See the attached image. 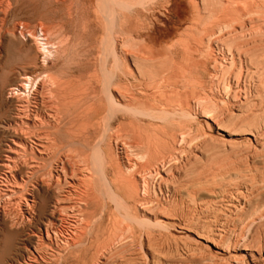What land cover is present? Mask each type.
Here are the masks:
<instances>
[{"label":"rangeland","instance_id":"1","mask_svg":"<svg viewBox=\"0 0 264 264\" xmlns=\"http://www.w3.org/2000/svg\"><path fill=\"white\" fill-rule=\"evenodd\" d=\"M8 1H10V0H8ZM8 1L4 0L3 2L0 3V21H1L0 22V31H1L0 35H2V36H0V47L4 43V45L0 48V49H2L0 51V65H1L0 66V70H1L0 71V102L2 101L0 103V107H1L0 108L1 109L0 110V117H1V119H2V117H4V115H2V113H5L8 110V109L6 110V108H9V109L11 108L10 101L12 100V98L9 97V90L8 89H9V83L11 82L10 80H12V79L14 80L16 78V76H14L13 71H15L14 69H18L19 67H21L25 64L23 62L26 61L28 45L33 44L34 40H35L34 38H32L33 37L32 33H34L33 35L38 34L40 29H42V31H44L45 28L48 27L49 30L46 28L47 31H45L46 33H44V34H47V36H46L47 40L51 41V42H62V44L65 46V48H66L65 52L60 57L61 59L59 58L57 61L58 63L65 62L66 66H65V68L62 69V71L63 70H64V72L68 71V72H66L68 74L69 72L74 71V68L76 67V65H78L79 63L82 62V64L87 63L88 66H86L84 68L85 70L84 69L82 70V74H83L84 79L82 78L81 81H84L86 79V76L90 73H93V72L99 73V55H100L99 45L97 44V42L93 43V40L90 36L93 27L91 26L92 22L90 20H88L89 18L88 19L86 18V14L90 12L89 10H91L90 13L92 14L96 10V8L98 9V7L101 4V0H93L90 4L88 3V0H73V1L67 0L66 3L64 4L65 6L60 5L59 1H57V0H43V1L37 0L36 1L37 5L35 6L36 7L35 13L32 12L30 7H27L25 5L24 1H26V0H12V1H10L11 3H9ZM17 1L19 2V4ZM117 1H120V0H117ZM121 1L126 2L127 9H122L119 6L115 7V10H116V14H115V22H116L115 23V31H116V34L118 35V32L121 29V22H120L121 16H122V14H126L128 16V21H127V28L129 31L128 37L132 39V42L129 41L131 45L128 43L130 45V46L129 45L128 46L130 48L131 47L134 48L135 52L136 51L138 52L139 50H140V52L135 54V52L133 53L132 48H131V50L128 47L127 48L130 50V51L128 50L129 52L132 51L131 53L134 54L139 61L141 60L140 63L142 64L141 66H143V68L138 69L139 70L138 71L136 69L135 64H133L134 62L132 61V60H135L134 59L135 56L131 55L132 58L129 57L130 58L129 70L131 72L133 70V72H132L133 75L131 73H130V75H128L127 87L129 89V91L131 90L130 92H132L135 95L137 94L136 96H138V97L139 96L141 97L142 95H144V93H145V95L151 96V98L149 100H147L146 102H140V101L135 102V103L133 102L132 103L133 105L131 104V106L136 107V108H140L141 110H145V109L146 110H154V109L158 110L159 109L160 111H162V110L167 109L166 111H175L176 114L174 115L175 117L174 116L172 117L170 115L167 118V116H166L164 118L165 120L163 118H161V116H160V118H161L160 122H157V124L159 125L161 123V120L163 119L162 125H160V128L161 127L164 128L163 130H165L166 134L164 133V131H159L158 132L159 135L155 134L153 136L150 133H148L149 135L146 134L148 137L145 136V134L136 135V133L134 132L135 130L132 129V126H133V128L136 129V126L139 125V124L135 125V123H136L135 120L149 121L151 119L148 116L145 117L142 115H137L135 117L132 114L131 115L126 114L125 118H126V122L128 123V125L125 126V127H127L126 130H125V127L117 129V127H118L116 125L117 123H112L113 127L115 128V129L113 128L115 131V134H114L115 136L110 135L107 137V139L105 138V142H108L111 146L112 156H115L117 154V150H119L120 152L122 151V157H123L122 160L123 159L127 160V156L130 155L131 157L129 156V158H131V159L128 158L129 159L128 162H130L131 164H133L135 162L134 163L135 165L132 167L133 169L127 168V169H129V171L127 170L129 173L126 171L124 174L122 173L121 176L119 175V173L126 170L122 161L118 162V164H121V167L123 165V167H122V168H124L123 171L120 170V168H118V164L115 163L114 165H116V166L114 168H110V167H107L105 165L104 169H103V173L105 175L106 173L110 172V173L106 174L105 176H107L109 181H114L116 179V176L127 177L125 175L126 173H128L127 174L128 176L130 175V173H131V176H134V177L141 176V175L143 176L144 172L147 173V170L148 171L150 170V172L153 175L151 174L152 176H149V178L147 176H144L143 178L149 184L151 182V185L155 187V188L153 187L155 190H153V192H152V190H150V193L148 192L149 196L147 195V198L149 201L155 202V203L154 202L152 203L154 206L153 211L155 209H157L159 212L156 210L154 212L159 213L160 218L163 221L165 220L164 221L165 223L163 222L164 227H160V229H156V230L151 229L150 230L151 233L149 231L150 236L148 239L144 238L143 247H140L138 238H136L137 240L134 239V240H136L135 242H134V240H132V242L130 241L131 242L130 243L127 239H125L126 233H124V231H125L126 225H123V224L125 223L128 225V223L125 221V219L123 217H121L123 212H121V214L119 213L120 215L118 213H115L116 215H114V217L117 216V218H115L116 219V221H115L116 225L114 224L111 227L110 226L107 227L106 226V223H107L106 222L107 221L106 212L103 213V211H102L103 201L100 198V196H98V198L100 199V200H98L100 202V204L97 201L96 203H98V204H95L96 205L95 207L92 208L89 205L88 206L91 208L86 207L89 209V210L88 209L86 210L87 211L86 214H89L87 216H91L94 220H95V218H98L97 220H95V223L93 222L94 220H92V218H87L88 221L90 220L89 223L91 222L93 229H92L90 237L88 238L89 240L86 239L88 241V242L86 241V244H85L86 246L84 247L86 249H84L83 251H78V252L77 251L73 252L72 250H68L67 252H65L66 253L65 254L66 259H65L64 264H68V263L73 264V262H71L73 260L76 261L75 264H77L78 260H79L78 264H79V262H81V264H93L95 259L97 258V254H100V252L105 251V248H110L111 251H112V249L114 250L112 252V254L110 253L111 256L109 255L108 264H111V263L112 264H116V263H119V264H264V148H263L264 145H262V146H261V144L259 145L258 143L255 142V139H254V138H257V139L261 140V142H264V133H259V132H261L260 129H262V131L264 132V76H263L264 75V0H250V1L249 0H243V1L242 0H235V1L234 0H223V2L225 3V1H226L227 4L230 1L228 7L232 6L233 3L231 1L235 2L236 7H234L235 5L233 4V6L230 9L226 7V5H227L226 3L224 6V4L221 0H218V1H220L221 6L218 5L219 4L218 2L216 3V0H214V1L210 0V2L212 1L213 3L212 2L210 3L209 0H121ZM68 2H70V3H68ZM237 3L239 6L237 5ZM253 3H255V5ZM6 4L7 5L10 4V5L5 6ZM210 4H212V5H210ZM257 4H259L260 6ZM2 5H4L3 8L1 7ZM16 5H17V7H16ZM21 5H22V7H21ZM203 5L204 6L208 5V9H207V6L203 7ZM57 6H58V8H57ZM255 6H257V7H255ZM69 7H70V9H69ZM8 8H10V9H8ZM45 8H46V10L48 9L47 12H45L46 11ZM87 8H89V9H87ZM117 8H119L120 12ZM259 8H260V11L257 10ZM4 9L6 12L4 11ZM11 9H14L15 12L12 11ZM253 9L257 10V11L254 12ZM1 10H3L4 12ZM55 10H56V12H55ZM121 10H122V12H121ZM249 10H250V12H252V15L248 12ZM49 11H51V12H49ZM77 11L80 13H78ZM87 11H89V12H87ZM25 12H27V13H25ZM38 12H40V13H38ZM217 12L219 13L218 16H217ZM237 12H238V14H237ZM7 13H8V15H7ZM67 13L70 14L71 16L68 15ZM210 14L216 20L212 19ZM26 15H27V17H26ZM29 15H31V17ZM57 15H59L60 17H57ZM118 15L120 16L119 17L120 19L117 18ZM1 17L5 20H1L2 19ZM49 17L50 18L55 17L54 19L57 22H55L54 19H52L53 21H51V19ZM65 17H68V18L65 19ZM59 18H60V20H59ZM76 18H77V20H76ZM43 19L47 22V24ZM211 19L214 22V23H212V25L210 24ZM262 19H263V21H262ZM68 21H69V23H68ZM135 21H136V23H135ZM216 21H218V23H216ZM43 22H45V23H43ZM48 22H50V24ZM71 22H74V23H71ZM78 22H79V24L76 25ZM59 23H63V24L61 25ZM118 23H119V25H118ZM225 23H226V29L224 30L225 26H223V25ZM18 24H21L24 28L23 27L20 28V25H18ZM52 24H53V26H52ZM54 24L56 26H58V25L59 26L56 27ZM50 25H51V27H50ZM19 28L21 30H19ZM59 28H60V30H59ZM132 28L134 30H132ZM202 28L204 29V31L200 32V30ZM211 28H213V29L217 28V29L215 31H213V29H211ZM25 29L28 31L29 34H27V31H25ZM29 29H30V32H29ZM87 29H88V31H87ZM34 30L36 32H34ZM219 30H222V31H219ZM2 31H3V33H2ZM23 31H24V33H22ZM7 32L8 33L10 32V34H8ZM11 32L14 35H12ZM254 32H256V33H254ZM239 33H240V35H242V37L243 36H245V37H243V38L239 37L238 38L237 36ZM207 34H208V36H207ZM212 34H214V35H212ZM255 34H257V35H255ZM218 35H221V36L225 37L226 39L225 38L223 39V37L218 36ZM249 35H250V37H249ZM7 36H8V38H7ZM198 36H200V37H198ZM214 36H216V37H214ZM227 36L228 37L229 36L234 37V38H232L233 40L232 39L227 40V39H230ZM246 36H248V37H246ZM1 37H2V39H1ZM17 37L19 38V40ZM209 37H210V39H209ZM220 37L224 40V42L226 44L223 45L224 42L222 41V39ZM16 38H17V40H16L17 42H15ZM72 38H73V40H72ZM78 38H80V39H78ZM196 38H197V40H196ZM133 39L135 42H133ZM213 39H214V41L216 39H218L219 40L218 43L216 44V41L213 42ZM6 40H7V42H6ZM1 41H2V43H1ZM67 41H68V43L70 41V43L68 44ZM76 41H77V43H76ZM136 41L138 43H136ZM24 42H26V43H24ZM208 42H209V44H208ZM221 42H223V43H221ZM16 43H17V45H16ZM71 43L73 44L72 46H70ZM83 43H85V44H83ZM192 43L196 46H194ZM203 43L205 44V46H203L204 45ZM220 43H221V45H220ZM23 44H25V45H23ZM136 44H138V45H136ZM200 44H202V46ZM21 45H23V46H21ZM225 45L226 46L228 45V46L225 47ZM241 45L242 46L244 45L242 47L243 49L241 48ZM4 46H6V47L4 48ZM201 47H203L204 49H202ZM212 47H213V49H212ZM238 47L240 49H242L241 51L246 52V53L243 54V52H241ZM236 48H238L239 51ZM137 49H139V50H137ZM152 50H153V53H151ZM203 50L205 52H203ZM216 50H217V52H216ZM218 50H220V51L218 52ZM233 50H235V51H233ZM67 51H69V52H67ZM229 51H230V53H229ZM172 52H174V53H172ZM212 52L214 53V55H212L213 54ZM224 52H226V53H224ZM239 52H241V53H239ZM223 53H224V55H223ZM137 54H138V56H137ZM141 54L142 55L144 54L143 57L141 56ZM79 55H81L82 58H80L81 56H79ZM207 55H209L208 59H206ZM215 55H217L218 57H216ZM221 55L223 57H221ZM78 56H79V58H78ZM145 56H147V57L149 56V58H151V59L149 60ZM212 56H214L213 59L211 58ZM204 57H206V58H204ZM248 57H250V58H248ZM215 58H216V60H215ZM238 58H239V62H238ZM252 58H254V59H252ZM2 59L4 61H2ZM78 59H80V60H78ZM154 59H155V61H154ZM172 59H173V61H172ZM178 59H179V61H178ZM204 59H206V60H204ZM207 60L209 62L211 60L209 65H208ZM219 60H221L222 62L221 61L219 62ZM142 61L146 62L147 65L145 63H142ZM196 61H197V63H196ZM225 61H227V63H229V64L227 65V63ZM201 63H203L205 66L202 65ZM93 64H95V65H93ZM148 64H149V66H148ZM155 64L157 66L160 64L158 66V68L161 67V68H159L160 70H157V67L155 66ZM186 64L187 65L189 64V65L187 66ZM216 64H217V67L219 69L216 67ZM235 64H236V66H235ZM19 65H21V66H19ZM184 65L187 66L188 68H186ZM219 65H223V66H219ZM13 66L15 68H13ZM146 66H148V68H145ZM151 66H153L152 67L153 72H152V69L149 68ZM190 66H193V67H190ZM90 67H92V69ZM144 68H145V71H147L146 73L143 70ZM71 69H73V70H71ZM96 69H98V70H96ZM154 69L156 71H159L160 73L156 72ZM202 69H203V71H202ZM204 69L206 71L207 77H206V75L204 76V74H205ZM209 69H212L211 73H210ZM89 70H90V72H89ZM117 70H119V71H117ZM117 70H116L117 77H120V73H119L121 71L120 65L118 66ZM154 71H155V74H158V75H155ZM165 71H166V73H165ZM142 72L145 73V74L143 73L145 75V77H146V75L148 76L150 74L148 77L150 78V80H152L154 78L153 81L148 82L149 78H147V77H146L147 79L145 77L143 78L144 75L142 74ZM140 73L142 74V76L140 75ZM152 73H153V75H155V77L156 76L157 77L156 78L153 77L151 75ZM227 75H228V77L231 78L230 80L227 77ZM12 76H14V77L12 78ZM132 76H135V77H132ZM239 76H240V78H239ZM158 77L160 79V82H158L159 81ZM232 77L233 78L235 77V78L233 79ZM202 78H203V80H202ZM236 78L240 79V83L241 82L242 83L240 84L238 79H236ZM171 80H173V81H171ZM232 81L234 84L232 83ZM7 82H9V83H7ZM236 82H238V83L236 84ZM243 82H245V83H243ZM131 83H132V85H131ZM141 83H142V85H141ZM150 84H152V86ZM228 84H230V85H228ZM231 84H233V85H231ZM247 84H248V87H247ZM154 85H156V86H154ZM221 85L224 88L221 89L220 88ZM227 85L229 86V88H226ZM240 85H241V88H240ZM243 85H245L246 88ZM132 86H134V88ZM146 86H150V90ZM232 86H233L234 90H235V88L237 89V86H238L239 90H236V92H238V94L236 93L237 95L235 94L234 90H232ZM191 87H193V88H191ZM136 88H140V92L141 93L143 92V93L141 94L139 92V89H136ZM132 89H134V90H132ZM180 89H183V90L180 91ZM241 89L244 91L245 95L243 94L242 91H240ZM223 91H225V92H223ZM161 93L164 94V95L162 94V98H161ZM167 93H169V95ZM225 95L229 96V97H226ZM2 96H4V97H2ZM238 96H239L240 100L238 99ZM151 100L152 101L154 100V101L152 102ZM197 100L199 101L198 102L199 104H197ZM213 103H214V105H213ZM135 104L138 107L134 106ZM193 104H196V106L195 105L193 106ZM157 105H158V107L156 108ZM168 106H171V110H170V107H168ZM175 109L180 110V111L184 110V109H186V110L189 109V111L192 113V116H191L192 118H186V117L182 118V116L179 113L180 111H176ZM192 110H194V111H192ZM203 111H205V112H203ZM193 112H194V114H193ZM195 112H197V113H195ZM202 115H207L208 117H205V116L203 117ZM116 116L119 118L121 116V114L117 112ZM139 116H141V118ZM178 116H180V118ZM138 117H139V119H137ZM169 117H171V118H169ZM130 119L133 123L132 126H131L132 123L129 124V122H131ZM100 126H101V128H100ZM102 127H103V123L100 122V124L96 128L97 131L95 133V137H97V138L92 137L89 139V142H91L93 144L94 142H96L98 140V138L101 136L100 133H102V131H103ZM160 130H162V129H160ZM125 131H127V133H125ZM166 131H169L171 133L166 132ZM123 132L125 133V137H124ZM132 132H134V133H132ZM161 132H162V134H161L162 136L160 135ZM118 134L122 135V136H118ZM253 134H255L254 136H256V137H254ZM1 135H2V137H1ZM134 135H135V137H134ZM150 135H152L153 138ZM112 136H113L114 141L111 140ZM155 136L157 137V139H154ZM163 136L166 138L165 140L163 139L164 138ZM259 136L262 137L263 139H261ZM116 137L119 139H117ZM127 137H129V140L127 139ZM3 138H5V135H3V133L0 129V163L4 162V155L6 154V152H3V150H2V146L7 141V139L6 138L3 139ZM167 138L169 141L167 140ZM144 139H146V140H144ZM151 139H153L154 141H156V140H158V141L154 142ZM109 140H111V141H109ZM125 140H127L126 142L129 141L127 148L125 146V145H127ZM130 141H131L132 146L130 145ZM139 142H144V144L143 143L141 144ZM146 142L151 143V144L155 143L154 145L157 146L156 147V156L157 157L155 159V162L150 163L149 165L146 164V158L143 157V153H142V150H143L142 148H145ZM91 143H90V146L92 145ZM134 143H137V145ZM57 144L59 146L54 149L57 152L53 151V153L51 154V152L53 150L52 149L51 151H49L50 153L48 152L47 156H45V157L43 155L38 156L37 158L35 157L36 160L38 159L37 165H39L40 167L39 166H36V167H39V169L38 168H32V170H35V171H32V170H29V168H27V166H21L20 167L21 171L19 170V172L17 171V172L13 173V175L15 177L14 180L11 179L9 171H5L3 168H1V165H0V191L2 192V194L0 192V209H1V211H0V248L3 247L4 235L8 231H11L13 233L12 244H11L12 246L10 248H14L17 246L16 248H18V251H20V252H26L27 251L26 249H32V248L44 249V246H45V249H47V250L44 249L46 252H48V251L51 252V250H54V249L56 250L60 246L62 247V245H64V243L62 242L63 239L61 238L62 234L65 232L67 233V231H68L67 222L72 220L74 217L73 216L74 212L72 213L71 210H68L67 208H65L64 207L65 203L61 199L65 194L64 192H66V190L68 189L66 183L68 184L69 176H66V179H65V177L64 178L61 177L60 180H58V185H56V188L54 191L52 189H47L46 186H44L45 183L49 182V176H48L49 174H47L48 179L46 178V180L44 179L43 176L45 175L44 173H49V170H50L49 169V162L51 160H53L54 158L57 159V157H67V159H69L68 157L70 154L71 155H70L69 160H73L76 157L72 159L71 156L74 157L77 153L74 149L67 148V147L65 148V143H63V144L61 143V145H60V143H57ZM138 144L142 145V148H141L142 150L138 149V148H140V146ZM135 145H136L137 150L131 148L133 146L135 147ZM143 145H144V147H143ZM158 145H160V146H158ZM116 146H117V148H116ZM137 146H138V148H137ZM125 148L129 149V150L126 151ZM157 149H158V153H157ZM27 150H26V153L23 154L22 158L20 156L22 154H18V155L13 154V153L12 154L7 153V154H9L12 157L15 155V158L20 157L21 159L20 158L19 159L21 162H30V160H32L34 158V156L32 155V153H30ZM67 150L70 153L68 152V154H66V153L60 154L61 151H62V153H64V152H67ZM87 150L89 153L87 152V154H86ZM130 150H131V154L128 155V153H130ZM58 151H60V152H58ZM124 151H125V153H124ZM90 152L91 151L89 150V148L84 149L83 153H85V155H87L86 158L89 157ZM114 152H115V154H114ZM132 152H133V154L135 152H138V153L136 154V156H133ZM124 154H125V157H124ZM24 155H25V157H24ZM135 157H136V159H135ZM47 158H49V159H47ZM167 158H169L170 160H168ZM24 159H25V161H24ZM137 159H139V161H136ZM140 159H142V160L140 161ZM87 160H89V159H87ZM169 161H170V163L175 162L174 166L171 165V167H170ZM39 162H41V163L39 164ZM114 162H115V160H114ZM157 162L160 163V167H157L158 165L155 164ZM42 163H43V165H42ZM167 163H168L169 168L166 166ZM136 164H137V166L139 164V166H138L139 168L136 166ZM175 164L179 168L176 167V169H175V166H176ZM116 167H117V170L119 169L118 173H117ZM153 167H154V169H153ZM165 167L167 168V171H165L166 170ZM136 168H137V171H139V172L136 171ZM161 168H163V169H161ZM170 168H172V169H170ZM45 169H46V171L44 172ZM113 169H114L115 173L113 172ZM168 169H169V172H168ZM39 170H41V171H39ZM68 170L70 171L69 168H68ZM140 170H141V172H140ZM25 171H27V172H25ZM37 171L39 173L40 172H42V173L44 172V173L43 174L40 173V175L42 174V176H39V174H36ZM69 171H68V174H69ZM84 171H85V173H91V174L93 173L92 170H89L87 168H85ZM131 171L133 172V174ZM156 172L160 173V178L162 179V181L165 180L167 182V180H168L169 183L168 182L166 183L164 181L165 183L160 182V185H159V180L161 181V179L157 178L158 179L157 180L155 178L156 175L154 173H156ZM24 173H26L27 176L23 175ZM19 174L22 175V177ZM32 174L35 177H33ZM115 174H116V176H115ZM171 175H172V177H171L172 179L170 178ZM7 176H9V177H7ZM91 176L93 179H95V181L92 184V187L96 193V192H98L97 189H99L98 186L100 184L98 183L99 182L98 180L96 181L97 175L94 176V173H93ZM4 177L8 180V182L6 181V179H4ZM36 177L37 178L39 177V179H37ZM45 177H46V175H45ZM8 178L10 179V181ZM24 178H25V180H27L26 182L28 184L30 183L31 185L26 184L25 180H22ZM28 178H29V180H28ZM150 178H151V180L152 179L153 180L150 181ZM34 179L36 180V183H35ZM30 180L31 181L33 180V182H31ZM38 180H40V181H38ZM43 180H44V184H43ZM5 181H6V183H5ZM16 181H17V183H16ZM18 181L21 182V185L24 184V185H22L23 188H20L21 187L19 185L20 182H18ZM41 181H42V183H41ZM157 182H158V184H155ZM61 184H62V188L64 186L63 189L60 187ZM166 184L168 185L167 187H166ZM13 185H15V186H13ZM16 185H17V187H16ZM34 185H35V187H34ZM158 185L160 188L158 187ZM4 186H6V187H4ZM7 186H10V188ZM18 186H20V187H18ZM26 186H27V188H26ZM31 187H34V188H31ZM14 188L16 190H19V191H16ZM57 188H61V189L59 190ZM158 188L162 189V190H160L161 194H160V191H158ZM166 188H168V189H166ZM24 189H26V191H24ZM56 189H57V191H56ZM21 190L23 191V195L21 194L22 193ZM29 190H30V192H29ZM164 190L165 191L167 190V191L165 192ZM59 191L62 192V194ZM16 192L20 195L18 196V194ZM19 192H21V193H19ZM25 192H26V194H25ZM47 192H48V194H47ZM55 193H59V194H55ZM162 193H164V194H162ZM13 194H15V195H13ZM53 195H56V196H53ZM96 195H98V193H96ZM151 195H154L155 200L153 199L154 197ZM158 195H159V197H158ZM4 196H6V199ZM16 197H17V199H18V197H19V199L21 198L20 200L18 199L19 200L18 202L21 205V208L19 207V209H18V206H20V205H18L17 201H15L17 203V205L15 202H11V201H14V199L17 200ZM73 197H74V199L77 198L75 196H73ZM237 197H238V199H237ZM29 198L35 199V204H36L35 210L36 211H34L35 212L34 214L37 217L34 214H32V216L34 218L31 216L33 218V219L31 217L29 218V219H32L31 221H29V219H22V222L20 220H17L16 223L14 222L15 224L12 223L13 221L12 222L9 221L10 219H8L7 216L11 217L16 212L18 214H16V215L14 214V215L18 217L20 209L22 210V208H24V204L26 202L27 203L30 202ZM151 198H152V200H150ZM57 200H58V202H57ZM41 201L43 202V204H41L42 203ZM10 203H13V204H11L12 206H9ZM163 203L165 205H163ZM101 204H102V206H101ZM53 205H55V206H53ZM38 206H40L41 209H39ZM159 207H160V209H159ZM163 207H164V209H163ZM64 208L66 209V212H65ZM17 209H18V211H15ZM62 209H64V210H62ZM6 210H7V212H5ZM61 211H63V212H61ZM90 211H94L93 213H95V215L94 214L91 215L90 213H92V212H90ZM9 212H11V213H9ZM63 213H65V214H63ZM71 213H72V215H71ZM161 213L163 215H161ZM86 214H84V215H86ZM100 214H102V215L100 216ZM68 217H70L69 218L70 220L68 219ZM119 219L123 220V221H121V223L123 222V224H120V226L123 225L124 228L119 226V223H120ZM51 220H53L54 222ZM49 221H50V223H49ZM55 221H56L57 225H56ZM64 222H66V223H64ZM92 222H93V224H92ZM46 223L49 226L45 225ZM53 224L55 227L53 226ZM50 225L52 227H50ZM104 226L106 227V229ZM64 227H65V229H64ZM50 228L52 230H54L56 235L53 234L54 232ZM61 229H64L65 231L61 230ZM108 229H110V230H108ZM39 230H40V232H39ZM112 230L113 231L115 230V232L113 233ZM27 231H28V233H27ZM106 231H109V232H106ZM47 232L50 235L47 234ZM38 233L40 234V237L38 236L39 235ZM93 233L95 235H93ZM107 234H108V236L106 238ZM46 235H47V237H46ZM52 235H53V237H52ZM100 235H102V236H100ZM59 236H60L61 240L59 239ZM49 237H50V239H49ZM102 237H104L105 241L103 239H101ZM117 237H118V239H117ZM96 239H98V241H95ZM123 239H125V241H123ZM51 240H53L54 243ZM91 241L93 243H91ZM121 241H122V243H121ZM147 241H149V242H147ZM126 242H129V243H126ZM39 243H40V245H39ZM123 243H124V245H123ZM87 244H88V246H87ZM103 244H105V245H103ZM114 244H115V246H114ZM127 244H130V245H127ZM47 245H51V247L48 246L49 247L48 248V247H46ZM119 245H120V248L122 246L125 247L126 252L124 250H119L120 249ZM51 248H53V249H51ZM62 248H67V247L63 246ZM115 249L117 250V253H116ZM122 249H124V248H122ZM90 251H92V253H90ZM68 252H71V253H68ZM81 253H82V255H80ZM121 253H123V255H124L123 258H125L124 259L125 261L122 260L123 262L122 261L120 262V260L122 259ZM88 255H89V257H88ZM114 255H116V257H119L121 259L114 258L115 257ZM129 255H130V257H129ZM13 257H14V255H12V254L7 255L5 257L0 256V264L5 263L7 261L8 262L12 261ZM87 257L89 260L87 259ZM69 258L71 259L70 261H69ZM116 260H117V262H116ZM118 260H119V262H118ZM88 261H90V262H88ZM136 261L138 263H136Z\"/></svg>","mask_w":264,"mask_h":264},{"label":"bare ground","instance_id":"2","mask_svg":"<svg viewBox=\"0 0 264 264\" xmlns=\"http://www.w3.org/2000/svg\"><path fill=\"white\" fill-rule=\"evenodd\" d=\"M4 0H1V2H3ZM8 1V0H7ZM12 1V0H10ZM10 1H8L9 3H11ZM37 0H26L24 1L25 5L27 7H30L32 12H36V3ZM43 1V0H42ZM59 1L60 5H64L66 3L67 0H57ZM73 1V0H72ZM93 0H88V3L90 4ZM214 1V0H213ZM223 2V0H221ZM235 1V0H234ZM234 1H231L234 5H235V2ZM243 1V0H242ZM250 1V0H249ZM18 2V1H17ZM22 2V1H21ZM20 2V3H21ZM40 2V1H39ZM97 2V1H96ZM193 2V1H192ZM210 2V0H209ZM212 2V1H211ZM210 2V3H211ZM219 3L218 5H220V1L216 0V3ZM228 2V1H227ZM230 2V1H229ZM229 2L228 4L226 5L227 8H231L233 6H229ZM5 3V2H4ZM14 3V2H13ZM23 3V2H22ZM21 3V4H22ZM41 3V2H40ZM48 3V2H47ZM58 3V2H57ZM56 3V4H57ZM70 3V2H68ZM213 3V2H212ZM225 3L223 2L224 6H225ZM248 3V2H247ZM246 3V4H247ZM256 3V2H255ZM255 3H253L255 5ZM3 4V3H2ZM19 4V2H18ZM53 4V3H52ZM74 4V3H73ZM206 4V3H205ZM209 4V3H208ZM222 4V5H223ZM10 5V4H9ZM9 5H5V6H9ZM24 5V4H23ZM70 5V4H69ZM212 5V4H210ZM238 5V3H237ZM243 5V4H242ZM241 5V6H242ZM259 5V4H257ZM4 5H2L1 7L3 8ZM41 6V5H40ZM39 6V7H40ZM45 6V5H44ZM65 6V5H64ZM116 6H119L120 8L122 9H127V4L125 1H117V0H101V4L100 6L98 7V9L96 8V10L91 14V10L87 11L89 13L86 14V18L88 20H90L92 22V31H91V38L93 40V43L94 42H97V44L99 45V73H90L86 76V79L84 81H81L82 78H83V74H82V70L88 66V64H82L79 63L78 65H76V67L74 68V71H71L69 72L68 74L66 72H64V70L62 71L63 68H65L66 64L65 62H61V63H58V59L63 55V53L65 52V46L62 44V42H51V41H48L46 36L47 34H44L46 33L45 31L46 28L48 29V27H44L45 30L42 31V29L39 30L38 34H35L33 35L34 33H32V38H34V43L33 44H29L28 45V51H27V55H26V61L23 62L25 63L23 66L19 67L18 69H14L15 71H13L14 73V76H16V78L13 80H10L11 82H7L9 83V97L12 98V100L10 101V106L11 108H6V112L5 113H2V115H4V117H0V129L3 133V135H5V138L7 139V141L3 144L2 146V150L3 152H6V154L4 155V162L3 163H0L1 165V168H3L5 171H9L10 173V176H11V179L14 180V175L13 173L14 172H19L20 170V167L21 166H27V168H29V170H32V168H38L39 169V165L37 160L35 159V157L37 158L38 156H47L48 152L51 151L52 149V152L51 154L53 153V151H56L54 150L55 148H57L59 145L57 143H65V148H71V149H74L76 151V155L72 157L75 158L73 160H69L70 159V155H69V159H67V157H57L54 158L53 160H51L49 162V173H44L46 171V169L44 170V174L45 175L43 176L44 179L46 180V178L49 176V182L45 183L44 184V180H43V184L44 186H46L47 189H52L53 191L55 190L56 188V185H58V180H60L61 177H65L66 179V176H69V181H68V184L66 183L68 189L66 190V192H64V196L61 198L63 200V202L65 203V208H67L68 210H71L72 213L74 212L73 214V219L70 220L68 217V219L70 221L67 222V227H68V231L67 233H63L62 234V242L64 243L63 246H66L67 248H62L61 246L58 247L56 250H51L53 248H51V252H46L45 250V246H44V249L42 248H32V249H26L27 251L26 252H20L18 251V248L14 247V248H10L12 245V237H13V233L11 231H8L5 235H4V243H3V247L0 248V256L1 257H5L7 255H14L12 261H7L5 263H2V264H64L65 262V252H67L68 250H72L73 252L74 251H83L84 248L86 245V239H88L91 235V232H92V229H93V226L91 225V222L89 223V221L87 220V218H92L91 216H87L89 214H86V210L88 208H93L95 207L96 205L95 204H98L96 203L98 200H100L98 198V196H100V198L102 199L103 201V206L101 204V206L103 207L102 208V211L103 213L106 212V216H107V223H106V226H113L115 224V221L117 218L114 217V215H116L115 213H120L123 212V214L121 215V217H123L125 219V221L128 223L127 224H123V222L121 223V219L120 220V223H119V226L120 224H123V225H126V228H125V231L124 233H126V238L129 242L136 238H138L139 240V245L140 247H143V240L144 238H149L150 236V233H151V229H160V227H164V221L160 218V214L159 213H156L154 212L155 210L158 211L157 209H154V206H153V202L149 201L148 198H147V195H148V192L150 193V190H155L154 186L151 185V182L150 184L144 180V176H147L149 178V176H152L153 174L150 172V170L148 171L147 170V173L144 172L143 176H137V177H134V176H131V173L130 175L128 176L127 174L129 173V169L127 168H132L135 164V162L133 164H131L129 161V154H131V150H130V153H128L129 156H127V160H122V151L120 152L119 150H117V154L115 156H112L111 154V146L108 142H105V138L107 139L108 136L110 135H114L115 134V131H114V127H113V124L112 123H117L116 125L118 126V128H124L125 126L128 125V123L126 122V114H132L133 116H137V115H142V116H148L151 120L149 121H140V120H135V125L136 124H139L138 126H136V129L133 128V123L130 119L132 123L131 126H132V129L135 130L134 132L136 133V135L138 134H145V136H147L146 134L150 133L152 134L153 136L156 134H158L159 131H164L165 133V130H163L164 128H160V125H162V121L163 119L167 116H174L176 114L175 111H166V110H162L160 111L159 109L158 110H141L140 108H136V107H132L131 104L134 102H146L147 100H149L151 98L150 95H142L141 97L139 96H136L135 94H133L132 92L129 91L128 87H127V78H128V75H130V73L132 74V72L129 70V60L130 58H132V56H135L134 54H132L131 52L133 51V53L135 52L134 48H132L133 50L131 52H129L131 50V48L129 47L131 44L130 42H132V39L128 37V28H127V21H128V16L126 14H122L121 16V29L120 31L118 32V35L116 34V31H115V14H116V10H115V7ZM207 6V9H208V5ZM203 5V7H206ZM217 6V5H216ZM221 6V5H220ZM239 6V5H238ZM244 6V5H243ZM260 6V5H259ZM17 7V5H16ZM20 7V6H19ZM18 7V8H19ZM22 7V5H21ZM25 7V6H24ZM50 7V6H49ZM62 7V6H61ZM68 7V6H67ZM225 7V8H226ZM236 7V5L234 6ZM245 7V6H244ZM257 7V6H255ZM5 8V7H4ZM17 8V9H18ZM58 8V6H57ZM65 8V7H64ZM90 8V7H89ZM87 8V9H89ZM226 8V9H227ZM243 8V7H242ZM241 8V9H242ZM10 9V8H8ZM16 9V8H15ZM38 9V8H37ZM53 9V8H52ZM66 9V8H65ZM64 9V10H65ZM70 9V7H69ZM68 9V10H69ZM119 10V8H117ZM205 9V8H204ZM206 9V10H207ZM224 9V8H223ZM12 11H14V9H11ZM25 10V9H24ZM30 10V9H29ZM46 10V8H45ZM48 10V9H47ZM47 10L45 12H47ZM50 10V9H49ZM78 10V9H77ZM222 10V9H221ZM225 10V9H224ZM223 10V11H224ZM254 10V9H253ZM260 11V8L257 9ZM257 10H254V12H256ZM3 11V10H1ZM5 11V9H4ZM3 11V12H4ZM17 11V10H16ZM27 11V10H26ZM63 11V10H62ZM66 11V10H65ZM74 11V10H73ZM2 12V13H3ZM6 12V11H5ZM11 12V11H10ZM15 12V11H14ZM21 12V11H20ZM29 12V11H28ZM51 12V11H49ZM56 12V10H55ZM70 12V11H69ZM75 12V11H74ZM78 12V11H77ZM76 12V13H77ZM120 12V10H119ZM122 12V10H121ZM221 12V11H220ZM251 15H252V12H250V10L248 11ZM23 13V12H22ZM27 13V12H25ZM40 13V12H38ZM42 13V12H41ZM60 13V12H59ZM80 13V12H78ZM124 13V12H123ZM132 13V12H131ZM210 13V12H209ZM208 13V14H209ZM224 13V12H223ZM222 13V14H223ZM248 13V14H249ZM6 14V13H5ZM24 14V13H23ZM66 14V13H65ZM68 14V13H67ZM218 12H217V16H218ZM238 14V12H237ZM247 14V15H248ZM8 15V13H7ZM70 15V14H68ZM211 15V14H210ZM6 16V15H5ZM31 17V15H29ZM41 16V15H40ZM65 16V15H64ZM71 16V15H70ZM78 16V15H77ZM27 17V15H26ZM43 17V16H42ZM57 17H60L59 15H57ZM56 17V18H57ZM63 17V16H62ZM120 16L118 15L117 18H119ZM212 17V15H211ZM216 17V16H215ZM2 18V17H1ZM5 18V17H4ZM50 18V17H49ZM55 18V17H54ZM54 18H50L51 21H53L52 19ZM68 18V17H65V19ZM75 18V17H74ZM245 18V17H244ZM58 19V18H57ZM81 19V18H80ZM120 19V18H119ZM212 19H214L212 17ZM211 19V25L213 22V20ZM222 19V18H221ZM242 19V18H241ZM248 19V18H247ZM252 19V18H251ZM1 20H5V19H1ZM44 20V19H43ZM42 20V21H43ZM55 20V19H54ZM60 20V18H59ZM62 20V19H61ZM75 20V19H74ZM77 20V18H76ZM85 20V19H84ZM216 20V19H214ZM45 21V20H44ZM82 21V20H81ZM263 21V19H262ZM1 22V21H0ZM4 22V21H3ZM46 22V21H45ZM43 22V23H45ZM55 22H57L55 20ZM64 22V21H63ZM86 22V21H85ZM50 24V22H48ZM54 23V22H53ZM65 23V22H64ZM69 23V21H68ZM71 23H74V22H71ZM81 23V22H80ZM136 23V21H135ZM216 23H218V21H216ZM215 23V24H216ZM22 24V23H21ZM21 24H18L20 26H22ZM42 24V23H41ZM47 24V22H46ZM48 24V25H49ZM59 24H63V23H59ZM67 24V23H66ZM79 22L76 24L78 25ZM204 24V23H203ZM35 25V24H34ZM55 25V24H54ZM119 25V23H118ZM220 25V24H219ZM223 25V24H222ZM53 26V24H52ZM56 26V25H55ZM59 26V25H58ZM56 26V27H58ZM74 26V25H73ZM134 26V25H133ZM206 26V25H205ZM204 26V27H205ZM210 26V25H209ZM221 26V25H220ZM225 26L224 30L226 29V23L223 25ZM2 27V26H1ZM18 27V26H17ZM23 27V26H22ZM26 27V26H25ZM51 27V25H50ZM82 27V26H81ZM6 28V27H5ZM24 28V27H23ZM43 28V27H42ZM62 28V27H61ZM87 28V27H86ZM134 28V27H133ZM132 28V30H134ZM214 28V27H213ZM211 28V29H213ZM217 29V28H216ZM216 29H213V31H215ZM221 29V28H220ZM223 29V28H222ZM229 29V28H228ZM19 30H21L19 28ZM37 30V29H36ZM49 30V29H48ZM58 30V29H57ZM60 30V28H59ZM206 30V29H205ZM17 31V30H16ZM15 31V32H16ZM25 31H27L25 29ZM38 31V30H37ZM88 31V29H87ZM198 31V30H197ZM201 31H204V29L202 28L200 30ZM212 31V32H213ZM219 31H222V30H219ZM253 31V30H252ZM262 31V30H261ZM1 32V31H0ZM21 32V31H20ZM29 32H30V29H29ZM34 32H36L34 30ZM84 32V31H83ZM251 32V31H250ZM258 32V31H257ZM3 33V31H2ZM8 33V32H7ZM12 33V32H11ZM24 33V31L22 32ZM55 33V32H54ZM89 33V32H88ZM256 33V32H254ZM10 34V32L8 33ZM20 34V33H19ZM27 34L28 31H27ZM53 34V33H52ZM84 34V33H83ZM132 34V33H131ZM215 34V33H214ZM212 34V35H214ZM222 34V33H221ZM229 34V33H228ZM227 34V35H228ZM242 34V33H241ZM247 34V33H246ZM251 34V33H250ZM263 34V33H262ZM12 35H14L12 33ZM25 35V34H24ZM77 35V34H76ZM133 35V34H132ZM236 35V34H235ZM240 33L238 34V38L241 37H245L242 35H240ZM257 35V34H255ZM2 36V35H0ZM10 36V35H9ZM27 36V35H26ZM29 36V35H28ZM80 36V35H79ZM84 36V35H83ZM205 36V35H204ZM208 36V34H207ZM218 36H221V35H218ZM217 36V37H218ZM232 36V35H231ZM252 36V35H251ZM4 37V36H3ZM23 37V36H22ZM49 37V36H48ZM132 37V36H131ZM200 37V36H198ZM197 37V38H198ZM206 37V36H205ZM216 37V36H214ZM223 37V36H221ZM220 37V38H221ZM228 37V36H227ZM236 37V38H237ZM248 37V36H246ZM250 37V35H249ZM8 38V36H7ZM18 38V37H17ZM17 38L15 39V42H17ZM30 38V37H29ZM77 38V37H76ZM118 38V39H117ZM194 38V37H193ZM196 38V40H197ZM213 38V37H212ZM225 37H223L224 39ZM230 39H227V40H231L232 38L234 37H228ZM2 39V37H1ZM6 39V38H5ZM71 39V38H70ZM80 39V38H78ZM130 39V40H129ZM200 39V38H199ZM198 39V40H199ZM204 39V38H203ZM210 39V37H209ZM219 39V38H218ZM218 39H216V44L218 43ZM222 39V38H221ZM222 39V41L224 42V40ZM226 39V38H225ZM8 40V39H7ZM6 40V42H7ZM12 40V39H11ZM19 40V38H18ZM26 40V39H25ZM73 40V38H72ZM137 40V39H136ZM193 40V39H192ZM233 40V39H232ZM236 40V39H235ZM234 40V41H235ZM256 40V39H255ZM21 41V40H20ZM30 41V40H29ZM71 41V40H70ZM69 41V43H70ZM130 41V42H129ZM138 41V40H137ZM136 41V43H138ZM195 41V40H194ZM193 41V42H194ZM214 39H213V42H215ZM221 41V40H220ZM253 41V40H252ZM260 41V40H259ZM22 42V41H21ZM133 42L134 39H133ZM197 42V41H196ZM203 42V41H202ZM212 42V41H211ZM221 42V43H223ZM230 42V41H229ZM250 42V41H249ZM2 43V41H1ZM26 43V42H24ZM29 43V42H28ZM68 43V41H67ZM68 43V44H69ZM77 43V41H76ZM130 45H129V44ZM220 43V45H221ZM254 43V42H253ZM85 44V43H83ZM88 44V43H87ZM193 44V43H192ZM204 44V43H203ZM209 44V42H208ZM226 44L225 42L223 43V45ZM4 45V43H3ZM1 45V47L3 46ZM17 45V43H16ZM25 45V44H23ZM21 45V46H23ZM73 44L71 43L70 46H72ZM129 45V46H128ZM133 45V44H132ZM138 45V44H136ZM194 45V44H193ZM202 46V44H200ZM213 45V44H212ZM247 45V44H246ZM68 46V45H67ZM141 46V45H140ZM196 46V45H194ZM205 46V44L203 45ZM208 46V45H207ZM228 46V45H227ZM225 45V47H227ZM244 46V45H243ZM241 45V48L243 47ZM0 47V48H1ZM6 46H4L5 48ZM130 49H128V48ZM211 47V46H210ZM209 47V48H210ZM215 47V46H214ZM221 47V46H220ZM233 47V46H232ZM81 48V47H80ZM199 48V47H198ZM202 49H204L203 47H201ZM223 48V47H222ZM239 48V47H238ZM238 48H236L238 50ZM68 49V48H67ZM200 49V48H199ZM213 49V47H212ZM240 49V48H239ZM243 49V48H242ZM240 49V51L242 50ZM2 49H0L1 51ZM71 50V49H70ZM80 50V49H79ZM129 50V51H128ZM139 50V49H137ZM226 50V49H225ZM230 50V49H229ZM232 50V49H231ZM73 51V50H72ZM180 51V50H179ZM199 51V50H198ZM220 50H218L219 52ZM235 51V50H233ZM239 51V50H238ZM250 51V50H249ZM248 51V52H249ZM69 52V51H67ZM66 52V53H67ZM80 52V51H79ZM85 52V51H84ZM140 52V50L138 51ZM137 51L135 52L138 53ZM150 52V51H149ZM201 52V51H200ZM203 52H205L203 50ZM217 52V50H216ZM232 52V51H231ZM243 52V51H241ZM239 52V53H241ZM81 53V52H80ZM83 53V52H82ZM86 53V52H85ZM151 53H153V50L151 51ZM174 53V52H172ZM188 53V52H187ZM199 53V52H198ZM213 53V52H212ZM226 53V52H224ZM223 53V55H224ZM230 53V51H229ZM233 53V52H232ZM231 53V54H232ZM246 53V52H243V54ZM149 54V53H148ZM200 54V53H199ZM210 54V53H209ZM216 54V53H215ZM78 55V54H77ZM82 55V54H81ZM79 55V56H81ZM85 55V54H84ZM132 55V56H131ZM140 55V54H139ZM144 55V54H143ZM143 55L141 54V56L143 57ZM153 55V54H152ZM159 55V54H158ZM214 55V53L212 54ZM226 55V54H225ZM236 55V54H235ZM238 55V54H237ZM241 55V54H240ZM78 56V58H79ZM138 56V54H137ZM140 56V57H141ZM154 56V55H153ZM200 56V55H199ZM209 55H207V58ZM216 57H218L217 55H215ZM3 57V56H2ZM6 57V56H5ZM130 57V58H129ZM147 57V56H145ZM144 57V58H145ZM167 57V56H166ZM170 57V56H169ZM191 57V56H190ZM194 57V56H193ZM221 57H223L221 55ZM227 57V56H226ZM64 58V57H63ZM82 58V56L80 57ZM149 60L151 58H149V56L147 57ZM159 58V57H158ZM172 58V57H171ZM177 58V57H176ZM198 58V57H197ZM212 59L214 58V56L211 57ZM242 58V57H241ZM247 58V57H246ZM250 58V57H248ZM61 59V58H60ZM65 59V58H64ZM135 60H132L136 66V69H140V68H143V66H141L142 64L140 63L141 60L139 61L136 56L134 58ZM160 59V58H159ZM165 59V58H164ZM194 59V58H193ZM192 59V60H193ZM204 59V60H206ZM218 59V58H217ZM224 59V58H223ZM230 59V58H229ZM237 59V58H236ZM254 59V58H252ZM23 60V59H22ZM75 60V59H74ZM80 60V59H78ZM147 60V59H146ZM197 60V59H196ZM201 60V59H200ZM216 60V58H215ZM214 60V61H215ZM222 60V59H221ZM219 60V62L221 61ZM2 61H4L2 59ZM50 61V62H49ZM77 61V60H76ZM148 61V60H147ZM155 61V59H154ZM173 61V59H172ZM179 61V59H178ZM208 61V60H207ZM21 62V63H22ZM163 62V61H162ZM211 62V60H210ZM210 62L208 61V65L210 64ZM216 62V61H215ZM218 62V61H217ZM218 62V63H219ZM222 62V61H221ZM227 63V61H225ZM237 62V61H236ZM238 62H239V58H238ZM142 63H145L146 62H143ZM197 63V61H196ZM214 63V62H213ZM96 64V63H95ZM93 64V65H95ZM177 64V63H176ZM185 64V63H184ZM190 64V63H189ZM188 64V65H189ZM202 65H204L203 63H201ZM207 64V63H206ZM229 63H227L228 65ZM120 65V69L121 71L119 72L120 73V77H117V74H116V70L118 68V66ZM147 65V64H146ZM160 65V64H159ZM158 65V66H159ZM187 65V64H186ZM187 65V66H188ZM207 65V66H208ZM224 65V64H223ZM223 65H219V66H223ZM1 66V65H0ZM149 66V64H148ZM148 66H146L145 68H148ZM155 66L157 67V70H160L159 67L155 64ZM162 66V65H161ZM173 66V65H172ZM185 66V65H184ZM187 66H185L186 68H188ZM194 66V65H193ZM193 66H190V67H193ZM205 66V65H204ZM236 66V64H235ZM153 66L149 67L152 69ZM164 67V66H163ZM168 67V66H167ZM170 67V66H169ZM177 67V66H176ZM216 67H217V64H216ZM234 67V66H233ZM8 68V67H7ZM13 68H15L13 66ZM92 69V67H90ZM95 68V67H94ZM93 68V69H94ZM145 68L143 69L144 72L146 73L147 71H145ZM200 68V67H199ZM211 68V67H210ZM218 68V67H217ZM232 68V67H231ZM150 69V70H151ZM180 69V68H179ZM213 69V68H212ZM212 69H209L210 70V73H211V70ZM219 69V68H218ZM222 69V68H221ZM73 70V69H71ZM85 70V69H84ZM98 70V69H96ZM147 70V69H146ZM149 70V69H148ZM155 70V69H154ZM183 70V69H182ZM181 70V71H182ZM216 70V69H215ZM214 70V71H215ZM223 70V69H222ZM1 71V70H0ZM119 71V70H117ZM139 71V70H138ZM156 71V70H155ZM155 71H154V74H155ZM203 71V69H202ZM205 71V69H204ZM90 72V70H89ZM142 72V74L144 73ZM150 72V71H149ZM152 72H153V69H152ZM156 72H159V71H156ZM249 72V71H248ZM144 73V74H145ZM151 73V72H150ZM160 73V72H159ZM166 73V71H165ZM178 73V72H177ZM138 74V73H137ZM142 74L140 73V75L142 76ZM143 74V75H144ZM186 74V73H185ZM133 75V74H132ZM150 75V74H149ZM148 75V76H149ZM153 77H155V75H158V74H155L153 75V73L151 74ZM206 75L207 77V74H206V71H205V74L204 76ZM234 75V74H233ZM237 75V74H236ZM12 76V78L14 77ZM147 75L146 77L149 78ZM185 76V75H184ZM264 76V75H263ZM85 77V76H84ZM132 77H135V76H132ZM145 77V75L143 76V78ZM145 77V78H146ZM151 77V76H150ZM152 77V78H153ZM157 77V76H156ZM155 77V78H156ZM160 77V76H159ZM158 77V79H159ZM199 77V76H198ZM205 77V78H206ZM228 77V75H227ZM236 77V76H235ZM234 77V78H235ZM131 78V77H130ZM146 78V79H147ZM183 78V77H182ZM225 78V77H224ZM223 78V79H224ZM229 80L231 79L230 77H228ZM233 78V77H232ZM233 78V79H234ZM240 78V76H239ZM250 78V77H249ZM84 79V78H83ZM137 79V78H136ZM141 79V78H140ZM154 79V78H153ZM150 80V78L148 79V82H152L153 81ZM163 79V78H162ZM168 79V78H167ZM184 79V78H183ZM211 79V78H210ZM227 79V78H226ZM238 79V78H236ZM255 79V78H254ZM174 80V79H173ZM171 80V81H173ZM185 80V79H184ZM201 80V79H200ZM203 80V78H202ZM206 80V79H205ZM204 80V81H205ZM137 81V80H136ZM139 81V80H138ZM141 81V80H140ZM155 81V80H154ZM223 81V80H222ZM239 83H240V79H238ZM160 82V79L159 81ZM166 82V81H165ZM176 82V81H175ZM207 82V81H206ZM205 82V83H206ZM145 83V82H144ZM157 83V82H156ZM204 83V84H205ZM210 83V82H209ZM212 83V82H211ZM233 83V81H232ZM238 82H236L237 84ZM242 83V82H241ZM240 83V84H241ZM245 83V82H243ZM177 84V83H176ZM183 84V83H182ZM191 84V83H190ZM225 84V83H224ZM234 84V83H233ZM231 84V85H233ZM7 85V84H6ZM132 85V83H131ZM130 85V86H131ZM142 85V83H141ZM140 85V86H141ZM152 86V84H150ZM158 85V84H157ZM174 85V84H173ZM181 85V84H180ZM184 85V84H183ZM188 85V84H187ZM223 85V84H222ZM221 85V89L224 88L222 87ZM230 85V84H228ZM227 85L226 88H229V86ZM246 85V84H245ZM243 85V86H245ZM156 86V85H154ZM172 86V85H171ZM189 86V85H188ZM191 86V85H190ZM226 86V85H225ZM239 86V85H238ZM238 86H237V89L235 88V90L233 89V86H232V90H234L235 94L238 92H236V90H239L238 89ZM134 88V86H132ZM131 87V88H132ZM139 87V86H138ZM149 90H150V86H146ZM247 87H248V84H247ZM7 88V87H6ZM146 88V89H147ZM155 88V87H154ZM157 88V87H156ZM171 88V87H170ZM193 88V87H191ZM240 88H241V85H240ZM246 88V86H245ZM250 88V87H249ZM136 89H139V92H140V88H136ZM145 89V88H144ZM134 90V89H132ZM148 90V91H149ZM154 90V89H153ZM159 90V89H158ZM183 90V89H180V91ZM218 90V89H217ZM231 90V91H232ZM3 91V90H2ZM138 91V90H137ZM156 91V90H155ZM170 91V90H169ZM240 91L243 92L244 94V91L241 89ZM246 91V90H245ZM162 92V91H161ZM178 92V91H177ZM192 92V91H191ZM225 92V91H223ZM233 92V91H232ZM5 93V92H4ZM141 93V92H140ZM143 93V92H142ZM141 93V94H142ZM150 93V92H149ZM188 93V92H187ZM3 94V93H2ZM148 94V93H147ZM162 94L161 93V98H162ZM169 95V93H167ZM174 94V93H173ZM236 94V95H237ZM240 94V93H239ZM248 94V93H247ZM246 94V95H247ZM5 95V94H4ZM140 95V94H139ZM164 95V94H163ZM228 95V94H227ZM242 95V94H241ZM245 95V94H244ZM173 96V95H172ZM226 96V95H225ZM4 97V96H2ZM8 97V96H7ZM168 97V96H167ZM226 97H229V96H226ZM252 97V96H251ZM6 98V97H5ZM244 98V97H243ZM7 99V98H6ZM190 99V98H189ZM200 99V98H199ZM237 99V98H236ZM235 99V100H236ZM238 99H239V96H238ZM240 100V99H239ZM152 101V100H151ZM154 101V100H153ZM152 101V102H153ZM247 101V100H246ZM2 102V101H1ZM0 102V103H1ZM199 101L197 100V104ZM159 103V102H158ZM191 103V102H190ZM215 103V102H214ZM213 103V105H214ZM239 103V102H238ZM133 105V104H132ZM159 105V104H158ZM158 105L156 106V108L158 107ZM196 106V104H193V106ZM231 105V104H230ZM9 106V107H10ZM134 106H137L136 104ZM4 107V106H3ZM138 107V106H137ZM164 107V106H163ZM170 107V110H171V106H168ZM1 108V107H0ZM208 108V107H207ZM206 108V109H207ZM151 109V108H150ZM205 109V108H204ZM209 109V108H208ZM207 109V110H208ZM1 110V109H0ZM176 110V109H175ZM203 110V109H202ZM211 110V109H210ZM176 111H180V110H176ZM194 111V110H192ZM120 113L121 116L118 118L116 116V114ZM205 112V111H203ZM209 112V111H208ZM180 115L183 117H186V118H192V113L186 109L184 110H181L180 112ZM197 113V112H195ZM207 113V112H206ZM194 114V112H193ZM196 115V114H195ZM198 115V114H197ZM211 115V114H210ZM209 115V116H210ZM160 116L161 118H163L161 120V123L158 125L157 122H160ZM203 117H208L207 115H202ZM141 118V116H139ZM139 117L137 119H139ZM175 117V116H174ZM180 118V116H178ZM195 117V116H194ZM171 118V117H169ZM177 118V117H176ZM145 119V118H144ZM185 119V118H184ZM156 120V121H155ZM158 120V121H157ZM165 120V119H164ZM114 121V122H113ZM169 121V120H168ZM100 122L103 123V131L101 134V136L98 138V140L96 142H94L93 144L91 142H89V139L92 138V137H95V133H96V128L98 127V125L100 124ZM174 123V122H173ZM172 123V124H173ZM249 124V123H248ZM247 124V125H248ZM134 125V126H135ZM165 126V125H164ZM166 127V126H165ZM246 127V126H245ZM249 127V126H248ZM101 128V126H100ZM114 128V129H113ZM127 127H125V130H126ZM243 128V127H242ZM162 129V130H160ZM245 129V128H244ZM260 129V128H259ZM254 130V129H253ZM261 132L259 133H264L262 131V129H260ZM123 131V130H122ZM129 131V130H128ZM132 132V133H134ZM166 132H169V131H166ZM258 132V131H257ZM125 133H127V131H125ZM125 133L123 132L124 134V137H125ZM171 133V132H169ZM99 134V135H100ZM162 134V132L160 133V135ZM166 134V133H165ZM117 135V134H116ZM149 135V134H148ZM152 135H150L152 137ZM159 135V134H158ZM255 134H253L254 136ZM115 136V135H114ZM118 136H122V135H119ZM127 136V135H126ZM162 136V135H161ZM2 137V135H1ZM4 137V136H3ZM130 137V136H129ZM129 137H127V139L129 140ZM135 137V135H134ZM138 137V136H137ZM148 137V136H147ZM159 137V136H158ZM164 137V136H163ZM179 137V136H178ZM256 137V136H254ZM260 137V136H259ZM3 138V139H5ZM97 138V137H95ZM117 138V137H116ZM115 138V139H116ZM133 138V137H132ZM142 138V137H141ZM153 138V137H152ZM261 139H263L262 137H260ZM109 139V138H108ZM119 139V138H117ZM139 139V138H138ZM154 139H157V137L155 136ZM160 139V138H159ZM164 140L166 139L165 137L163 138ZM190 139V138H189ZM255 139V142L258 143L259 145L261 144L264 145V142H261V140L257 139V138H254ZM95 140V139H94ZM112 141H114L113 139V136L111 138ZM109 140V141H111ZM133 140V139H132ZM146 140V139H144ZM153 140V139H151ZM168 140V138H167ZM4 141V140H3ZM127 140H125L126 142ZM154 141V140H153ZM158 141V140H156ZM154 141V142H156ZM161 141V140H160ZM169 141V140H168ZM90 143L92 144L90 146ZM139 143H143L144 142H139ZM147 143V142H146ZM145 143V148H142V145H139L140 148H137L142 150V153H143V157L146 158V164L149 165L150 163H153L155 162V159H156V147L154 144H151V143ZM153 143V142H152ZM168 143V142H167ZM116 144V143H115ZM127 146L129 144V141L126 142ZM137 145V143H134ZM158 144V143H157ZM156 144V145H157ZM130 145L132 146L131 144V141H130ZM136 145L135 147H131L132 149H136ZM161 145V144H160ZM158 145V146H160ZM222 145V144H221ZM113 146V145H112ZM119 146V145H118ZM171 146V145H170ZM256 146V145H255ZM144 147V145H143ZM86 148H89V150L91 151L90 154H89V157H87V155H85L84 152V149ZM117 148V146H116ZM126 151H128L129 149H126ZM142 148V149H141ZM159 148V147H158ZM264 148V147H263ZM28 149V150H27ZM64 149V148H63ZM123 149V148H122ZM145 149V150H144ZM160 149V148H159ZM26 150L29 151L30 153H32V155L34 156V158L32 160H30V162H21L20 159L22 158L23 154L26 153ZM60 150V149H59ZM62 150V149H61ZM70 150V149H69ZM226 150V149H225ZM64 151V150H63ZM78 151V152H77ZM144 151V152H143ZM57 152V151H56ZM60 152V151H58ZM68 150L67 152H64L62 153V151L60 152V154H68ZM88 150L86 151V154H87ZM134 152V151H133ZM132 152V155L133 156H136V154L139 152H135L133 154ZM7 153H13V154H22L20 155V157H17L15 158V155L12 157L10 156L9 154ZM50 153V152H49ZM70 153V152H69ZM89 153V152H88ZM125 153V151H124ZM157 153H158V149H157ZM3 154V153H2ZM115 154V152H114ZM141 154V153H140ZM27 155V154H26ZM56 155V154H55ZM73 155V154H72ZM127 155V154H126ZM142 155V154H141ZM162 155V154H161ZM167 155V154H166ZM132 156V157H133ZM3 157V156H2ZM25 157V155H24ZM49 157V156H48ZM55 157V156H54ZM124 157H125V154H124ZM131 157V156H130ZM160 157V156H159ZM20 158V159H19ZM27 158V157H26ZM32 158V157H31ZM129 158V159H128ZM138 158V157H137ZM49 159V158H47ZM89 159V160H87ZM136 159V157H135ZM160 159V158H159ZM162 159V158H161ZM168 160H170L169 158H167ZM166 159V160H167ZM176 159V158H175ZM19 160V161H18ZM115 160V162H114ZM142 159H140L141 161ZM25 161V159H24ZM123 163L124 167L126 168V170H124L123 165L121 167V164H118V162H121ZM134 161V160H133ZM136 161H139V159H137ZM178 161V160H177ZM173 162V161H172ZM222 162V161H221ZM41 162H39L40 164ZM115 163L118 164V168H120V170H124L123 172L119 173V175L121 176L122 173L124 174L127 170L128 173H126L125 175L127 177H120V176H116V179L114 181H109L107 176H105L106 174L110 173H106L104 175L103 173V169H104V166L106 165L107 167H110V168H114L116 165H114ZM174 163H170L169 161V164H170V167L171 165L174 166ZM142 164V163H141ZM156 165H158L157 167H160V163L157 162L155 163ZM154 164V165H155ZM177 164V163H176ZM175 164V165H176ZM43 165V163H42ZM41 165V166H42ZM146 165V166H147ZM155 165V166H156ZM179 165V164H178ZM36 166H39V167H36ZM120 166V167H119ZM137 166V164H136ZM139 166V164H138ZM137 166V167H138ZM154 166V167H155ZM168 168V163L166 165ZM172 166V167H173ZM44 167V166H43ZM152 167V166H151ZM153 167V169H154ZM162 167V166H161ZM176 167H178L177 165L175 166V169ZM46 168V167H45ZM68 168L70 169V171L68 170ZM85 168L89 169V170H92L93 173H94V176L97 175L96 177V181L98 180L99 182V189L98 192V195H96L95 191L93 190V187H92V184L93 182L95 181V179L92 178V174L91 173H85ZM139 168V167H138ZM166 168V167H165ZM174 168V167H173ZM179 168V167H178ZM133 169V168H132ZM131 169V170H132ZM152 169V170H153ZM163 169V168H161ZM172 169V168H170ZM28 170V171H29ZM116 170H117V167H116ZM119 170V169H118ZM118 170H117V173H118ZM160 170V169H159ZM21 171V170H20ZM23 171V170H22ZM32 171H35V170H32ZM41 171V170H39ZM68 171H69V174H68ZM91 171V172H92ZM135 171V170H134ZM136 171H137V168H136ZM164 171V170H163ZM167 171V168L166 170ZM164 171V172H165ZM173 171V170H172ZM179 171V170H178ZM181 171V170H180ZM27 172V171H25ZM113 172H114V169H113ZM132 172V171H131ZM139 172V171H137ZM141 172V170H140ZM168 172H169V169H168ZM23 173V172H22ZM33 173V172H32ZM42 173V172H40ZM40 173L37 171L36 174H39V176H42V174L40 175ZM115 173V172H114ZM147 175H146V174ZM21 174V173H20ZM19 174V175H20ZM47 174H49L47 176ZM96 174V175H95ZM133 174V172H132ZM152 174V175H151ZM156 176L155 178L157 179H161L160 178V173L159 172H156L154 173ZM23 175H26V173H24ZM30 175V174H29ZM113 175V174H112ZM22 177V175H20ZM27 176V175H26ZM31 176V175H30ZM29 176V177H30ZM33 176V174H32ZM114 176V177H115ZM124 176V175H123ZM164 176V175H163ZM253 176V175H252ZM9 177V176H7ZM25 177V176H24ZM35 177V176H33ZM42 177V178H43ZM172 177V175L170 176V178ZM37 178V177H36ZM68 178V177H67ZM152 178V177H151ZM150 178V181H152ZM4 179H6L4 177ZM9 179V178H8ZM31 179V178H30ZM39 179V177L37 178ZM48 179V178H47ZM64 179V180H65ZM157 179V180H158ZM169 179V178H168ZM172 179V178H171ZM16 180V179H15ZM21 180V179H20ZM22 180H25L22 179ZM29 180V178H28ZM35 180V179H34ZM6 181L8 182V180L6 179ZM5 181V183H6ZM10 181V179H9ZM27 180H25V183L28 184L26 182ZM31 181V180H30ZM40 181V180H38ZM165 180L161 181L159 180V185H160V182H164ZM20 182V181H18ZM33 182V180L31 181ZM46 182V181H45ZM62 182V181H61ZM166 182V181H165ZM164 182V183H165ZM168 182V180H167ZM166 182V183H167ZM17 183V181H16ZM35 183H36V180H35ZM42 183V181H41ZM169 183V182H168ZM9 184V183H8ZM19 184V183H18ZM17 184V185H18ZM30 184V183H29ZM28 184V185H29ZM155 184H158L155 183ZM163 184V183H162ZM6 185V184H5ZM16 185V187H17ZM20 188H23L22 184L21 185V182L19 184ZM27 185V186H28ZM31 185V184H30ZM36 185V184H35ZM34 185V187H35ZM158 185V187H159ZM164 185V184H163ZM15 186V185H13ZM26 186V188H27ZM33 186V185H32ZM39 186V185H38ZM95 186V185H94ZM168 185L166 184V187ZM3 187V186H2ZM6 187V186H4ZM10 188V186H7ZM15 187V188H16ZM30 187V186H29ZM34 187H31V188H34ZM37 187V186H36ZM62 188V184L60 186ZM154 187V188H153ZM14 188V189H15ZM19 188V189H20ZM61 188H57V189H61ZM64 188V186H63ZM62 188V189H63ZM96 188V187H95ZM160 188V187H159ZM158 188V191L162 190V189H159ZM164 188V187H163ZM29 189V188H28ZM56 189V191H57ZM168 189V188H166ZM11 190V189H10ZM16 190V189H15ZM14 191V190H13ZM16 191H19V190H16ZM22 191V190H21ZM24 191H26V189H24ZM51 191V190H50ZM49 191V192H50ZM157 191V190H156ZM165 191V190H164ZM167 191V190H166ZM165 191V192H166ZM1 192V191H0ZM15 192V191H14ZM30 192V190H29ZM60 192V191H59ZM151 192V193H152ZM17 193V192H16ZM21 193V192H19ZM62 194V192H60ZM2 194V192H1ZM18 194V193H17ZM23 195V191L21 193ZM26 194V192H25ZM24 194V195H25ZM39 194V193H38ZM48 194V192H47ZM55 194H59V193H55ZM159 194V193H158ZM160 194H161V191H160ZM164 194V193H162ZM173 194V193H172ZM171 194V195H172ZM4 195V194H3ZM8 195V194H7ZM6 195V196H7ZM10 195V194H9ZM15 195V194H13ZM20 194H18L19 196ZM156 195V194H155ZM170 195V196H171ZM6 196L5 199H6ZM53 196H56V195H53ZM58 196V195H57ZM77 197L76 199H74V197ZM149 196V195H148ZM154 197V195H151ZM162 196V195H161ZM160 196V197H161ZM8 197V196H7ZM12 197V196H11ZM21 197V196H20ZM152 197V198H153ZM159 197V195H158ZM3 198V197H2ZM22 198V197H21ZM20 198V199H21ZM59 198V197H58ZM152 198L150 200H152ZM174 198V197H173ZM4 199V200H5ZM8 199V198H7ZM17 199V197H16ZM19 199V197H18ZM15 200L14 201H11V202H15L17 201L18 205H20V203L18 202L19 200ZM23 199V198H22ZM30 202L29 203H25L24 204V208H22V210L20 209V212H19V216H15L16 214L18 213H14L13 216L9 217L7 216L8 219H10L9 221H13L12 223H16L17 220H20L22 222V219H29L32 214H34L36 211L35 210V199L33 198H29ZM155 200V197L153 198ZM238 199V197H237ZM2 200V199H1ZM26 200V199H25ZM23 201V200H22ZM21 201V202H22ZM28 201V200H27ZM38 202V201H37ZM36 202V203H37ZM42 202V201H41ZM58 202V200H57ZM99 202V201H98ZM159 202V201H158ZM167 202V201H166ZM4 203V202H3ZM16 203V202H15ZM16 203V205H17ZM61 203V202H60ZM155 203V202H154ZM157 203V202H156ZM165 203V202H164ZM163 203V205H165ZM11 204L13 203H10L9 206H12ZM23 204V203H22ZM43 204V202L41 203ZM47 204V203H46ZM54 204V203H53ZM57 204V203H56ZM59 204V203H58ZM100 204V202H99ZM169 204V203H168ZM192 204V203H191ZM91 207H89V206ZM155 205V204H154ZM42 206V205H41ZM55 206V205H53ZM162 206V205H161ZM169 206V205H168ZM4 207V206H3ZM7 207V206H6ZM5 207V208H6ZM19 207L21 208V205L18 206V209ZM39 209L40 206H38ZM88 207V208H86ZM156 207V206H155ZM170 207V206H169ZM8 208V207H7ZM13 208V207H12ZM55 208V207H54ZM63 208V207H62ZM64 208V209H65ZM85 208V209H84ZM162 208V207H161ZM168 208V207H167ZM15 210V211H18ZM62 209V210H64ZM95 209V208H94ZM160 209V207H159ZM164 209V207H163ZM162 209V210H163ZM59 210V209H58ZM61 210V209H60ZM89 210V209H88ZM167 210V209H166ZM1 211V209H0ZM10 211V210H9ZM12 211V210H11ZM41 211V210H40ZM52 211V210H51ZM50 211V212H51ZM95 211V210H94ZM94 211H90L92 213H90L91 215H95V213H93ZM101 211V210H100ZM101 211V212H102ZM7 212V210L5 211ZM53 212V211H52ZM59 212V211H58ZM63 212V211H61ZM65 212H66V209H65ZM159 212V211H158ZM11 213V212H9ZM71 213V215H72ZM100 213V212H99ZM98 213V214H99ZM102 213V214H103ZM262 213V212H261ZM6 214V213H5ZM38 214V213H37ZM61 214V213H60ZM65 214V213H63ZM62 214V215H63ZM86 214V215H84ZM97 214V215H98ZM100 214V216L102 215ZM119 214V215H120ZM8 215V214H7ZM10 215V214H9ZM35 215V214H34ZM59 215V214H58ZM67 215V214H66ZM161 215H163L161 213ZM3 216V215H2ZM36 216V215H35ZM55 216V215H54ZM70 216V215H69ZM166 216V215H165ZM33 217V216H32ZM31 217V218H32ZM37 217V216H36ZM35 217V218H36ZM72 217V216H71ZM86 217V218H85ZM34 218V217H33ZM32 218V219H33ZM64 218V217H63ZM67 218V217H66ZM122 218V219H123ZM32 219H29V221H31ZM65 219V218H64ZM98 218H95V220H97ZM174 219V218H173ZM92 220H94L92 218ZM95 220L93 221L95 223ZM53 221V220H51ZM124 221V222H125ZM28 222V221H27ZM54 222V221H53ZM61 222V221H60ZM92 222V224H93ZM105 222V221H104ZM164 222V223H163ZM14 223V224H15ZM50 223V221H49ZM48 223V224H49ZM56 223V221H55ZM59 223V222H58ZM66 223V222H64ZM22 224V223H21ZM26 224V223H25ZM52 224V223H51ZM20 225V224H19ZM18 225V226H19ZM47 225V223L45 224ZM57 225V223H56ZM59 225V224H58ZM63 225V224H62ZM61 225V226H62ZM116 225V224H115ZM120 226V227H123ZM17 226V225H16ZM49 226V225H47ZM54 226V224H53ZM60 226V225H59ZM98 226V225H97ZM21 227V226H20ZM37 227V226H36ZM50 227H52L50 225ZM55 227V226H54ZM58 227V226H57ZM56 227V228H57ZM105 227V226H104ZM109 227V228H110ZM115 227V226H114ZM18 228V227H17ZM117 228V227H116ZM124 228V227H123ZM12 229V228H11ZM24 229V228H23ZM26 229V228H25ZM39 229V228H38ZM51 229V228H50ZM54 229V228H53ZM65 229V227H64ZM64 229H61V230H64ZM106 229V227H105ZM113 229V228H112ZM122 229V228H121ZM212 229V228H211ZM41 230V229H40ZM39 230V232H40ZM46 230V229H45ZM52 230V229H51ZM58 230V229H57ZM110 230V229H108ZM32 231V230H31ZM43 231V230H42ZM54 232V230H52ZM59 231V230H58ZM65 231V230H64ZM113 231V230H112ZM150 231V233H149ZM50 232V231H49ZM106 232H109V231H106ZM105 232V233H106ZM115 232V230L113 231V233ZM28 233V231H27ZM46 233V232H45ZM36 234V233H35ZM39 234V233H38ZM42 234V233H41ZM47 234H49L47 232ZM53 234L56 235V233L54 232ZM60 234V233H59ZM110 234V233H109ZM112 234V233H111ZM37 235V234H36ZM50 235V234H49ZM93 235H95L93 233ZM40 237V234L38 235ZM58 236V235H57ZM97 236V235H96ZM102 236V235H100ZM99 236V237H100ZM105 236V235H104ZM108 234L106 235V238H107ZM154 236V235H153ZM47 237V235H46ZM51 237V236H50ZM49 237V239H50ZM53 237V235H52ZM110 237V236H109ZM119 237V236H118ZM117 237V239H118ZM44 238V237H43ZM42 238V239H43ZM55 238V237H54ZM57 238V237H56ZM96 238V237H95ZM39 239V238H38ZM53 239V238H52ZM59 239H60V236H59ZM58 239V240H59ZM101 239L104 240V237H102ZM125 239H123V241H125ZM45 240V239H44ZM55 240V239H54ZM61 240V239H60ZM89 240V239H88ZM100 240V239H99ZM126 240V241H127ZM137 240V239H136ZM134 240V242L136 241ZM43 241V240H42ZM53 243L54 241L51 240ZM56 241V240H55ZM93 241V240H92ZM91 241V243H93ZM95 241H98V239H96ZM101 241V240H100ZM105 241V240H104ZM119 241V240H118ZM2 242V241H1ZM88 242V241H87ZM107 242V241H106ZM115 242V241H114ZM129 242H126V243H129ZM130 242V243H131ZM149 242V241H147ZM37 243V242H36ZM52 243V244H53ZM58 243V242H57ZM62 243V244H63ZM122 243V241H121ZM151 243V242H150ZM38 244V243H37ZM56 244V243H55ZM97 244V243H96ZM112 244V243H111ZM116 244V243H115ZM114 244V246H115ZM134 244V243H133ZM137 244V243H136ZM148 244V243H147ZM16 245V244H15ZM40 245V243H39ZM42 245V244H41ZM44 245V244H43ZM61 245V244H60ZM105 245V244H103ZM107 245V244H106ZM110 245V244H109ZM118 245V244H117ZM124 245V243H123ZM127 245H130V244H127ZM51 245H47L46 247H48ZM88 246V244H87ZM112 246V245H111ZM149 246V245H148ZM38 247V246H37ZM55 247V246H54ZM109 247V246H108ZM117 247V246H116ZM132 247V246H131ZM49 248V247H48ZM101 248V247H100ZM119 248H120V245H119ZM124 248V249H122ZM112 249V248H111ZM118 249V248H117ZM151 249V248H150ZM149 249V250H150ZM96 250V249H95ZM98 250V249H97ZM116 250V249H115ZM119 250H124L125 251V247H121ZM114 250L112 249V251L110 250V248H105V251H102L100 252V254H97V258L95 259L94 263L93 264H108V260H109V255L110 253L112 254ZM144 251V250H143ZM152 251V250H151ZM126 252V251H125ZM68 253H71V252H68ZM83 253V252H82ZM82 253L80 255H82ZM90 253H92V251H90ZM116 253H117V250H116ZM115 254V253H114ZM125 254V253H124ZM73 255V254H72ZM90 255V254H89ZM88 255V257H89ZM158 255V254H157ZM70 256V255H69ZM111 256V255H110ZM115 257L114 258H119V257H116V255H114ZM118 256V255H117ZM160 256V255H159ZM12 257V256H11ZM80 257V256H79ZM87 257V259H88ZM124 255L123 253H121V259L120 262L123 260L125 261L123 258ZM130 257V255H129ZM73 258V257H72ZM75 258V257H74ZM81 258V257H80ZM77 259V258H76ZM75 259V260H76ZM79 259V258H78ZM86 259V260H87ZM71 259L69 258V261ZM85 260V261H86ZM89 260V259H88ZM115 260V259H114ZM148 260V259H147ZM79 261V260H78ZM78 261H77V264H78ZM122 261V262H123ZM73 262V264L76 263V261H71ZM90 262V261H88ZM117 262V260H116ZM119 262V260H118ZM148 262V261H147ZM158 262V261H157ZM68 263V262H67ZM110 263V262H109ZM114 263V262H113ZM136 263H138L136 261ZM70 264V263H68ZM79 264H81V262H79ZM112 264V263H111ZM116 264H119V263H116Z\"/></svg>","mask_w":264,"mask_h":264},{"label":"built area","instance_id":"3","mask_svg":"<svg viewBox=\"0 0 264 264\" xmlns=\"http://www.w3.org/2000/svg\"><path fill=\"white\" fill-rule=\"evenodd\" d=\"M20 28H22V26H20Z\"/></svg>","mask_w":264,"mask_h":264}]
</instances>
